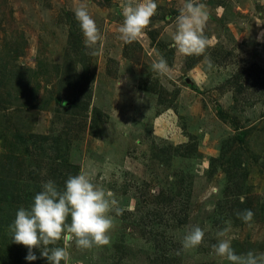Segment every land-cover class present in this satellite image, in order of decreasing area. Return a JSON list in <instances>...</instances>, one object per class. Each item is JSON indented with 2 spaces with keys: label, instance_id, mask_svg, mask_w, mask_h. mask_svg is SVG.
I'll return each instance as SVG.
<instances>
[{
  "label": "rangeland",
  "instance_id": "rangeland-1",
  "mask_svg": "<svg viewBox=\"0 0 264 264\" xmlns=\"http://www.w3.org/2000/svg\"><path fill=\"white\" fill-rule=\"evenodd\" d=\"M184 2L156 0L125 44L123 0H0V264H48L39 249L26 260L9 225L43 182L62 189L82 171L123 213L108 245L70 244L67 264H228L212 253L226 226L237 254L264 253V0H198L202 56L173 47ZM80 3L103 37L97 56L85 54ZM161 57L163 77L151 71ZM195 225L202 244L176 255Z\"/></svg>",
  "mask_w": 264,
  "mask_h": 264
},
{
  "label": "clouds",
  "instance_id": "clouds-1",
  "mask_svg": "<svg viewBox=\"0 0 264 264\" xmlns=\"http://www.w3.org/2000/svg\"><path fill=\"white\" fill-rule=\"evenodd\" d=\"M123 22L118 29V39L125 44L137 41L156 14V0H123L120 5ZM83 34L85 54L97 56L102 51L101 31L84 3L72 9ZM208 20L206 5L198 0H185L175 18V31L171 36L173 47L183 56L204 55L208 38L204 29ZM264 38V33H261ZM99 45V47H98ZM206 61L211 66V62ZM166 59L154 60L151 71L163 77L169 73ZM243 202V201H242ZM115 216H120L115 193L93 182L91 175L80 172L70 175L61 189L49 179L41 184V191L35 194L28 208L20 207L14 221L9 225L12 242L23 245L28 252L26 260L35 261V250L39 249L48 264H67V246L74 244L80 250H91L110 243V232L114 227ZM237 217L250 224L254 213L251 209L237 211ZM217 243L212 245V253L228 264H264V253L248 251L237 254L232 247L231 227L226 226L216 233ZM205 231L195 225L184 235L181 249L188 251L199 247ZM63 241L65 247L57 246Z\"/></svg>",
  "mask_w": 264,
  "mask_h": 264
}]
</instances>
